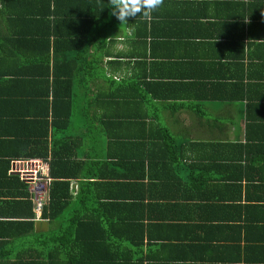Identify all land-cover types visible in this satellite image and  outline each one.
I'll return each mask as SVG.
<instances>
[{"label":"trees","instance_id":"16d2710c","mask_svg":"<svg viewBox=\"0 0 264 264\" xmlns=\"http://www.w3.org/2000/svg\"><path fill=\"white\" fill-rule=\"evenodd\" d=\"M118 23L109 0H0V264H191L204 247L218 254L199 264H264V186L241 165L213 174L233 157L264 160V59L253 78L230 64L239 56L224 68L197 47L191 77H116ZM209 102L242 114L245 144L172 132L176 111L205 116ZM28 160L52 180L46 230L15 222L34 216L28 180L11 175Z\"/></svg>","mask_w":264,"mask_h":264},{"label":"crops","instance_id":"0c3cea01","mask_svg":"<svg viewBox=\"0 0 264 264\" xmlns=\"http://www.w3.org/2000/svg\"><path fill=\"white\" fill-rule=\"evenodd\" d=\"M250 1L252 3L249 0H164L163 6L153 12L149 18H142V22L137 24L132 22L118 23L115 32L111 33L110 37L112 42L110 52L113 57L111 60L117 61L119 59L121 63L112 66L114 76H130L131 68H146L147 73H151L153 67L158 81H170L169 77L177 76L191 77L188 75L191 69H184V67L190 62L191 58H198L196 48L200 47L201 57L213 58L214 62V58H217V64L224 68L228 67L227 62L219 58L239 56V62H231L230 64L240 63L244 71H247L246 75L250 72L251 77H259L257 75V70H260V68H257L258 60L260 58L264 59V27L262 26L264 10L259 2ZM250 4H253L254 8ZM248 52L253 57L252 59L247 55ZM141 61H143V65L146 63V66L136 65L137 62L141 63ZM191 72L194 74V69ZM202 108L207 112V117H205L206 114L205 116L194 114L200 119L198 123L201 125L200 127L208 125L204 122H210L209 120H211L213 125L208 127L210 135L215 138V131L224 135L220 136V139L213 140L214 143L245 144L244 120L238 110L232 106L221 105L216 102L205 103ZM222 110L229 113V119L211 116ZM189 112V110L182 108L180 111L175 112L170 121L178 123L176 127L186 126L181 136H185V138L192 137L191 140L189 139L191 143L211 142L206 141L207 137L212 138L207 133L197 140L199 134L196 132L198 130H194L190 125L191 119L193 121L195 118L193 114L189 115ZM263 151L264 148H260V152ZM192 154L196 155L195 152ZM205 154H207L206 146L202 155ZM256 158V170L251 168V164L247 163L245 156H243L242 160L237 158V161L233 157L223 162L222 167L215 169L213 174L219 175L223 171L225 172V169L232 171L235 169L233 167L241 165L243 170H251L253 173L250 174H253V178L257 177L255 179L256 183L259 182L263 187L264 177L261 178L260 175L264 172V160L260 158L261 161H258L259 157ZM39 167V163L32 160L13 161L11 175L18 176L24 181L30 175L31 169ZM228 175L225 174V176ZM243 181H245V178H243ZM262 190L264 191V188ZM260 196L264 197V194L257 197ZM180 215L185 222L186 218H190L188 221L191 223H195L197 220L196 213L186 211L185 214ZM15 222H32L37 231L48 228V222L45 221L37 222L31 219ZM216 236L219 237L214 233L211 237L205 238V241L210 242L212 245L215 241L212 238ZM224 238L225 234H223ZM173 249V246L167 248L171 252H173ZM224 251H220L223 253V257L230 259ZM216 254L218 253L214 248L204 247L201 252L197 250L193 253V259L195 257V260L191 264L202 263L200 261L202 257L216 258Z\"/></svg>","mask_w":264,"mask_h":264},{"label":"clouds","instance_id":"9594fccd","mask_svg":"<svg viewBox=\"0 0 264 264\" xmlns=\"http://www.w3.org/2000/svg\"><path fill=\"white\" fill-rule=\"evenodd\" d=\"M163 2L164 0H109L112 15L121 22L120 24L127 23L128 18L137 16L149 18L153 12L163 6ZM39 165L43 164L39 163ZM32 219L35 221V216Z\"/></svg>","mask_w":264,"mask_h":264},{"label":"built area","instance_id":"2783aa9c","mask_svg":"<svg viewBox=\"0 0 264 264\" xmlns=\"http://www.w3.org/2000/svg\"><path fill=\"white\" fill-rule=\"evenodd\" d=\"M42 166V165H41ZM40 166V167H41ZM31 169L27 176L29 182L28 191L33 204L35 221H42V209L45 201L49 198L51 179L46 178L45 168Z\"/></svg>","mask_w":264,"mask_h":264},{"label":"rangeland","instance_id":"374dc122","mask_svg":"<svg viewBox=\"0 0 264 264\" xmlns=\"http://www.w3.org/2000/svg\"><path fill=\"white\" fill-rule=\"evenodd\" d=\"M204 110V109H203ZM229 112H231L230 110H229ZM204 113L206 114V116L205 117H207V112L204 110ZM190 114H193V116H194V118L195 119H193V121H192V119H191V124L190 125H192V128L194 129V130H198L196 133L197 134H199L198 135V138H197V140L198 139H200L202 136H204L206 133L208 134V135H210V133H209V128L208 127H210L211 125H213V123L211 122V120H209L210 122H204L205 124L207 123L208 125H204V126H202V127H200L201 125L200 124H198L199 122H200V119H199V117L198 116H196V115H194V113L193 112H189V115ZM228 115H229V113L227 112V111H225V110H222V111H220V112H218L216 115H211L212 117L213 116H216V117H219L220 119H226V118H228ZM204 119H208V118H204ZM204 119H202V120H204ZM178 123H175V124H172L173 126H171L172 127V132L173 133H176V134H182L183 133V131L185 130V128H186V126H179V127H176V125H177ZM198 124V125H197ZM201 135V136H200ZM211 136V135H210ZM214 136H215V138L214 137H212V138H209V137H207L206 138V141H211V142H209V143H214L213 142V140H217V139H220L219 137L220 136H224V135H222L221 133H219L218 131H215V134H214ZM179 137H182V136H179ZM185 136H183V138H184ZM186 139H192V137H187ZM36 166V165H35ZM25 170V169H24Z\"/></svg>","mask_w":264,"mask_h":264}]
</instances>
